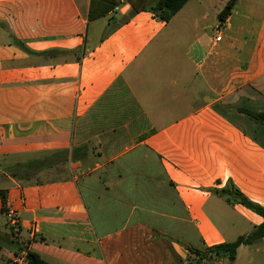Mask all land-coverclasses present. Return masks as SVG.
Wrapping results in <instances>:
<instances>
[{
	"label": "crops",
	"instance_id": "obj_1",
	"mask_svg": "<svg viewBox=\"0 0 264 264\" xmlns=\"http://www.w3.org/2000/svg\"><path fill=\"white\" fill-rule=\"evenodd\" d=\"M194 1L167 22L126 1L91 19L92 0H0V190L19 219L0 259L188 264L263 223L215 191L264 207V125L239 112L264 113V0L223 25L230 0ZM262 244L204 264H264Z\"/></svg>",
	"mask_w": 264,
	"mask_h": 264
},
{
	"label": "trees",
	"instance_id": "obj_2",
	"mask_svg": "<svg viewBox=\"0 0 264 264\" xmlns=\"http://www.w3.org/2000/svg\"><path fill=\"white\" fill-rule=\"evenodd\" d=\"M124 1L128 2L132 6L133 13H138L143 10H150L168 22L190 0H92L90 18L95 19L106 16L117 6H120ZM236 2L237 0H230L223 11L219 14L218 19L220 25H223L227 21L234 9ZM239 112L244 114L253 122L264 125V113H254L249 110H241ZM215 192L224 198L229 204H240L253 213L261 216L263 218V223L257 226L250 234L241 236L232 243L219 244L212 247H207L204 250L189 247L188 250L190 259L188 260V264H204V262L211 261L213 255L226 256L231 262H233L236 259L238 249L241 246L254 245L264 241V207L243 195L233 183H229L227 187L221 190H216ZM0 197L2 204L1 212L5 214L8 210L6 206L7 191L0 190ZM13 235L15 236V234ZM13 241L14 240H12L11 243L17 245V241ZM26 254L27 264H49L43 260L37 252L27 250Z\"/></svg>",
	"mask_w": 264,
	"mask_h": 264
},
{
	"label": "rangeland",
	"instance_id": "obj_3",
	"mask_svg": "<svg viewBox=\"0 0 264 264\" xmlns=\"http://www.w3.org/2000/svg\"><path fill=\"white\" fill-rule=\"evenodd\" d=\"M192 7H196L197 9H196V16H199V15H197L198 14V12L200 11V5H199V0H195L194 2H193V4H192ZM214 22H216V21H214ZM198 24H200V26L201 27H203L204 25H205V23H199L198 22ZM8 222H6V216H5V214L4 213H2L1 211H0V249L1 248H5V250H8V247H11V241H10V244L8 245L7 244V242L12 238L14 241L13 242H15V241H19V240H17V238H16V236H14L13 234V232H11V230H9L8 229V231L7 230H5L8 226ZM4 231H7L6 232V234H3V232ZM5 233V232H4ZM9 237V238H8ZM5 243V244H4ZM261 243V242H260ZM264 247V244H262L261 245V248H263ZM12 248V247H11ZM213 256H216V255H213ZM0 261H1V263L0 264H12L13 262H12V259L10 260L9 258H1L0 259ZM11 261V262H10ZM226 264H229V262L228 261H226Z\"/></svg>",
	"mask_w": 264,
	"mask_h": 264
},
{
	"label": "built area",
	"instance_id": "obj_4",
	"mask_svg": "<svg viewBox=\"0 0 264 264\" xmlns=\"http://www.w3.org/2000/svg\"><path fill=\"white\" fill-rule=\"evenodd\" d=\"M116 10H119V8L117 7ZM223 37V30L219 27L217 29V36H216V40L217 41H221ZM6 219L8 224L10 225V227L16 232L19 229V219L16 215V213L11 210L8 209L7 212L5 213ZM22 252V251H21ZM26 252L23 251L20 254H15L13 259H12V264H27L26 261Z\"/></svg>",
	"mask_w": 264,
	"mask_h": 264
}]
</instances>
